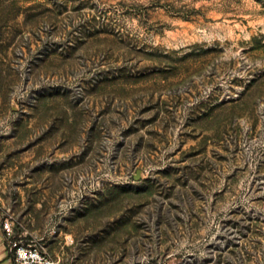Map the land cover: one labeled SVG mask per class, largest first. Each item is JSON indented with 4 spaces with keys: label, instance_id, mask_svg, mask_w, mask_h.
Segmentation results:
<instances>
[{
    "label": "rangeland",
    "instance_id": "obj_1",
    "mask_svg": "<svg viewBox=\"0 0 264 264\" xmlns=\"http://www.w3.org/2000/svg\"><path fill=\"white\" fill-rule=\"evenodd\" d=\"M0 201L59 264H264V0H1Z\"/></svg>",
    "mask_w": 264,
    "mask_h": 264
},
{
    "label": "built area",
    "instance_id": "obj_2",
    "mask_svg": "<svg viewBox=\"0 0 264 264\" xmlns=\"http://www.w3.org/2000/svg\"><path fill=\"white\" fill-rule=\"evenodd\" d=\"M3 227L9 239V250L16 264H59L43 245L17 238L10 217L3 220Z\"/></svg>",
    "mask_w": 264,
    "mask_h": 264
},
{
    "label": "crops",
    "instance_id": "obj_3",
    "mask_svg": "<svg viewBox=\"0 0 264 264\" xmlns=\"http://www.w3.org/2000/svg\"><path fill=\"white\" fill-rule=\"evenodd\" d=\"M7 217L12 218L10 215H8L6 209H5V204L3 201H0V264H16L13 260V256L9 250V239L7 238L5 234V230L3 227V220ZM16 232V231H15ZM16 233V237H17ZM26 242H33V243H38V240L30 237H23L22 235H19V237Z\"/></svg>",
    "mask_w": 264,
    "mask_h": 264
}]
</instances>
